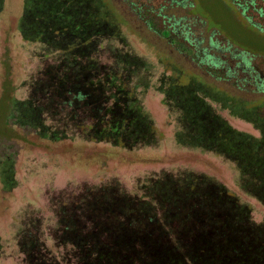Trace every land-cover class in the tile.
I'll return each instance as SVG.
<instances>
[{
    "label": "rangeland",
    "instance_id": "obj_1",
    "mask_svg": "<svg viewBox=\"0 0 264 264\" xmlns=\"http://www.w3.org/2000/svg\"><path fill=\"white\" fill-rule=\"evenodd\" d=\"M105 1L127 46L120 40L101 39L99 44L104 42V46L97 47L94 57L105 67L111 66L110 43L149 65L148 70L142 69L147 87L138 85L130 91L149 116L155 140L149 144L126 141L130 145H125L112 137L86 138L74 128L68 132L70 138L52 141L18 125L11 116L12 99L25 101L34 96L40 79L52 82L55 62L53 55L46 58L49 52L42 43L26 41L22 36L25 0H4L0 13V158L14 160L16 187L5 190L0 179V264H81L75 239L106 227L116 234L121 221L132 230V219L142 222L137 235L153 230L156 241L164 239L162 246L174 244L177 233L191 238L181 218H170L187 215L190 205L183 200L178 206L169 205L160 195L167 180H174L178 188L187 177L197 179L203 189L214 185L217 193L222 186L248 209L249 219L242 226L246 227L242 230L245 239L240 243L253 255L254 250L246 243L253 245L256 239H246L264 230V203L245 192L240 171L230 160L177 142L180 127L159 88L162 79L185 85L199 77L245 99L264 114V90L257 86L259 78H264L262 11L249 13L230 0H178L180 6H173L172 0ZM258 3L264 7V0ZM160 12L162 15H156ZM189 42L198 49H192ZM208 53L217 57L222 68L206 66ZM230 70L235 76L225 75ZM89 88L85 89L89 97L78 104L82 118L73 116L75 121L84 122L87 130L98 122L87 109L116 103L107 101L101 89ZM212 107L236 130L261 137L252 123L217 103ZM46 123L59 124L52 118H46ZM113 199L114 204L110 202ZM124 199L132 202L131 206ZM130 207L147 208L156 216L137 212L126 218L122 210ZM167 209L172 211L168 218ZM164 252L166 249L161 250Z\"/></svg>",
    "mask_w": 264,
    "mask_h": 264
},
{
    "label": "trees",
    "instance_id": "obj_2",
    "mask_svg": "<svg viewBox=\"0 0 264 264\" xmlns=\"http://www.w3.org/2000/svg\"><path fill=\"white\" fill-rule=\"evenodd\" d=\"M230 1L237 7L246 8L249 13L262 11L264 15V7L259 5L258 0ZM3 4L4 0H0V13L4 9ZM172 5L181 4L178 0H172ZM24 8L20 28L23 38L29 42L42 43L45 51L49 52L46 58L53 55L56 64L53 63L51 67L54 69L52 82L40 79L36 81L34 96L25 101L12 99L11 116H14L15 122L36 130L40 137L52 141L70 138L68 132L74 128L86 138L112 137L120 139L125 145H130L126 141L149 144L155 140L149 116L133 100L130 91L138 85L147 87V78L143 75L146 71L142 69L148 70L149 65L140 63L122 49L111 47L110 43L107 44V51L113 60L111 66L105 67L94 57L97 47L104 46V42L99 44L101 39L120 40L127 46L116 17L106 1L25 0ZM156 15H162V12ZM189 44L192 49L199 47L195 43ZM207 58L206 66L211 69L222 68L214 54L208 53ZM225 75L232 77L235 72L230 70ZM134 77H138V80L134 81ZM89 86L101 89L107 94V101L114 100L116 103L111 107L87 109L90 116L98 119L87 130L85 123L75 121L73 116L82 118L78 114L82 107L78 104L80 100L89 97L85 93V89H90ZM257 86L264 90L263 77L259 78ZM159 90L164 93V103L171 114L176 115L180 127L176 133L177 142L183 146L213 151L230 160L240 171L245 192L264 203L262 110L199 77L192 78L185 85L173 79H162ZM212 103H217L232 115L252 123L260 131L261 137L233 128L216 113ZM73 107L74 110L71 111ZM46 118H52L59 124L49 125ZM0 179L5 190L16 187L13 159L0 158ZM180 183L177 188L174 180H167L160 195L162 202L166 204L178 206L183 200L187 202V206L190 205L187 215L180 214L170 218L171 221L181 218L182 227L189 231L191 238H185V233H177L174 244L162 246L164 239L156 241L153 230H142L137 235L141 221L130 220L134 228L132 230L127 228L126 221H121L116 234L110 227H106L93 235L88 234L87 237L73 241L74 246L81 250L80 263L264 264V230H258L256 235L253 233L246 239H256L253 245L246 243L247 248L254 250L253 255L240 243L245 239L242 230L246 227L242 226L249 219V211L244 205L230 197L222 186L217 193L214 185L208 184L203 189L201 183L193 177L183 178ZM201 189L204 190L203 193ZM110 202L114 204L115 200ZM124 202L129 206L132 204L128 199H124ZM167 210L165 214L168 218L172 211ZM137 212L150 214L153 218L156 216L144 207L141 210L139 207L124 209L122 215L129 217ZM98 227L100 229L101 225L98 224ZM162 234L166 235L167 232ZM157 242L160 243L159 246ZM162 249H166V252L161 254Z\"/></svg>",
    "mask_w": 264,
    "mask_h": 264
}]
</instances>
